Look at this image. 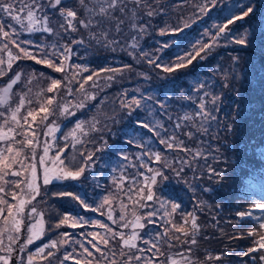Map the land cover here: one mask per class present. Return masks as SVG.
Instances as JSON below:
<instances>
[{"label":"snow or ice","instance_id":"obj_1","mask_svg":"<svg viewBox=\"0 0 264 264\" xmlns=\"http://www.w3.org/2000/svg\"><path fill=\"white\" fill-rule=\"evenodd\" d=\"M188 4L189 0H0V78L8 77L13 72V64L24 58L63 73L60 79L47 77L49 83L46 88H40L33 95H30L32 88L29 85L37 78L35 73L30 74L24 83V91H14V86L22 82L21 71L14 72L7 83L0 84V264H15L14 257L18 264H57V261L58 264H66L69 260L74 264H101V258L107 264H204L193 256V246L197 244L201 232L197 213H203L205 208L211 211L213 206L198 197L202 192L212 191L211 187L202 186L201 181L205 177L214 184L224 181L226 169L214 166L225 162L223 154L219 145L209 143V140H218V135L211 136L209 130L213 124L220 123L216 114L221 110L223 93L214 91V83L197 80L193 94L183 97L193 102L191 109L174 120L169 105L146 95L139 88L136 89L139 96H129L127 90L117 93L110 101L111 107L107 95L96 102L100 93L117 79V73L131 71L132 65L102 68L81 75V71L89 72V69L79 64H66L77 54L73 46L86 43L84 37L78 35L86 32L89 47L99 46L113 52L117 49L127 51L137 62L143 59L152 68L162 69L166 75L161 79L167 80L171 74L192 65L194 61L205 59L218 47L234 43L251 48L257 44L259 37L264 36V16L239 33L234 30L238 22L254 15L252 0L247 3L244 0H233L232 3L229 0H192L193 11L187 16L181 15L175 25L170 24V12ZM215 10H219L220 15L211 28H205L200 39L189 44L184 51L181 48L184 31ZM156 18H163L159 34H171L175 39L160 44L156 54L147 53L141 50L140 41L153 27L151 22ZM129 32L132 33L130 37ZM23 33H40L44 39L40 43L31 39L21 40ZM49 37L52 38L50 42ZM13 47L17 52H13ZM172 47L176 48L174 58L165 61L161 54ZM100 72L111 75L105 76L102 83ZM139 75L148 78L146 73ZM39 78H44V74L41 73ZM244 79L246 75L239 66V56H235L232 65L224 71L223 87L228 88L233 82L242 83ZM14 97L18 98L15 104ZM236 108L237 112L242 109L239 99ZM87 112H92V115L86 119L76 118L78 113L84 115ZM158 115L167 116L169 127H165L166 122L157 118ZM72 120V127L63 131L62 128L67 127L66 122ZM120 120L131 121L133 126V135L126 133L125 143L134 144L143 151L135 154V162L132 161V154L122 148L116 147L112 151V155L119 158L117 166L111 168L113 173L119 172L118 176H111L114 191L105 188L106 194L99 197L100 202L95 208L86 197L77 193L62 191L52 195L70 197L83 209L91 208L92 211L108 206L107 218L122 229L131 225L132 231L126 234L100 220H84V224L99 225L111 234L110 237L95 232L81 233L87 246L75 241L80 251L64 249L61 257L62 246L69 242L63 239L69 236L64 232L60 234V239L49 240L34 251H28V245L45 235V210L37 205L46 203L44 198L48 195V185L73 181L82 186V181L90 180L95 188L104 187L99 182L103 172L97 173V169L107 166L103 154L115 146L108 144L106 136L112 134L111 125ZM226 127L231 131L234 125L227 124ZM140 128L151 133L148 141L154 138L162 147L153 148L149 142L142 143L144 138L139 135ZM57 132L61 133L59 137ZM191 142H195L196 146L191 147ZM259 154L264 157V146ZM129 167L136 169L130 176L127 174ZM171 179L183 183L191 193L194 202L192 210H186L181 203L164 194V185ZM126 180L129 183L125 190ZM124 197H127L131 207L124 202ZM114 200H119V221L114 220L112 215ZM220 207L215 205L216 209ZM252 209L264 210V195L254 201L248 210L235 213L241 220H259L258 228L229 239L257 237L251 247L236 255L249 257L252 264H257V259L259 264H264V254L258 258L253 255L264 252V217H255ZM129 213L133 219L126 221ZM69 219L74 221L71 227L83 226L80 223L83 217H70L65 213L56 224L49 225V231L68 224ZM212 219L215 220V216ZM25 232L27 235L23 242L17 243ZM162 245L179 251L166 253ZM20 253H25L26 259ZM226 255L227 252L215 256L208 253L205 260L220 261Z\"/></svg>","mask_w":264,"mask_h":264},{"label":"rangeland","instance_id":"obj_2","mask_svg":"<svg viewBox=\"0 0 264 264\" xmlns=\"http://www.w3.org/2000/svg\"><path fill=\"white\" fill-rule=\"evenodd\" d=\"M178 2V0H175ZM192 0H189V4L187 7H183L170 12V16L168 17V22L172 25H175L179 20L181 15L187 16L189 13L193 11L191 6ZM233 0H229V3H232ZM245 3L248 0H244ZM252 3L255 5V13L254 15L246 18L242 22H238L234 26V30L239 33L243 30V28L248 25L255 24L261 16H264V0H252ZM226 14V13H225ZM220 15L219 10L212 11L210 16L205 17L202 20L197 21L191 28L186 29L181 37L183 43L181 44V48L184 51H187L189 44H194L197 40L200 39V35L205 28H211L213 21ZM152 28H149L148 34H146L143 39L140 41L141 50L147 53L156 54V50L160 44L168 42L170 40L175 39V37L171 34L161 36L159 34V28L163 27V18H156L152 20ZM55 26V25H53ZM125 31L127 32V26H125ZM78 35H82L86 41L84 45L81 46H73L76 50L77 54L71 57L70 61H67L66 64H79L83 67H87L89 72H82L81 75H88L92 71H99L102 68H120L124 64L132 65L131 71H124L122 74L117 73V79L111 82V86L104 89L103 92L100 93L96 102L99 101L104 95H107L109 98L108 104L111 107L110 101L116 97L117 93L122 92L123 90H127L129 96L136 95L139 96L140 93L136 92V89L139 88L141 92H144L146 95H152L155 98L163 101L165 104L169 105V110L175 120L178 116L183 115L185 110H190L193 102L184 99L183 97L192 95V89L196 87L197 80H208L210 84L214 83L215 88L214 91L216 93H223L222 96V104L221 110L217 113V117L219 120V125L213 124L210 128V135L217 136V141L209 140V143L213 145H219L220 151L223 154L224 163L214 164L213 161L209 160V163H213L218 169L223 168L227 170L231 169L233 171L234 166L232 163L237 159L243 158L241 153L239 152L240 144L231 145L227 139H231L227 137V132L230 134L233 132L239 131L240 127L243 126L242 122H246L248 124V119L252 120L251 125L254 126L255 123L260 119L261 113L250 108L253 100L256 97L264 98V36H261L257 40V44L251 48H244L236 44H229L227 46H221L214 49L210 55H208L203 60L194 61L192 65L184 69H180L176 71L174 74H171L169 79L163 80L162 76L166 75L163 73L162 69H154L143 59L140 62L134 60L131 56L128 55L127 51H121L117 49L115 52L111 50L104 49L99 46L89 47L87 44L88 36L86 32H82ZM132 33L129 32V37ZM21 40L31 39L37 43L42 42L44 37L40 33H23L21 35ZM52 38H48L49 42ZM159 42V43H158ZM87 49V50H86ZM13 52H17V50L13 47ZM176 52V48H168L161 55L165 61H170L174 58V53ZM22 55V54H21ZM235 56H239V66L243 70V73L246 75V79L243 80L242 83H231L228 88L223 87V74L224 71L227 70L232 65V59ZM219 67V71L217 68ZM21 71L22 72V82L16 86H14V91H24V83L27 82L29 75L32 73L36 74V79H33L31 85L29 87L32 88V93L30 95L35 94L39 91L40 88H46L49 80L47 77H53L60 79L63 76V73L55 72L53 69L48 68L47 65L37 64L35 61L24 58L19 61H16L13 64V72L9 73L8 77L0 78V84L7 83V80L14 75V72ZM73 71H77L73 69ZM44 74V78H39L40 74ZM139 73H146L147 79L143 76H140ZM107 75H111V73L100 72L101 82L103 83V78ZM95 79V78H94ZM239 90V91H237ZM95 91V90H93ZM249 98V99H248ZM18 98H13V104H15ZM238 99L242 102L241 111L237 112L236 104ZM95 103V102H94ZM35 106V105H34ZM260 109H258L259 111ZM92 115V112H87L84 115L80 113L77 114L76 118H87V116ZM135 115H142L141 113H136ZM135 115L133 119L135 118ZM157 118L163 119L165 123V127H169L167 123V116H159ZM246 118V120L244 119ZM259 118V119H258ZM67 127H63V131H67L68 128L72 127L71 122H66ZM227 124H233V130L229 131L226 127ZM241 124V126H240ZM131 121L120 120L119 123L111 125V133L106 136L107 142L109 145L115 146L111 151L103 154L104 164L100 168L97 169V173L103 172V176L100 178V183L104 186L102 188H95L94 184L90 180L82 181V186L78 182L66 181V182H53L52 184L47 186L48 195L44 198L46 203L42 202L37 205V207L41 210H45L44 221H45V235L38 240H35L32 245H28V251H34L36 247L41 246L43 243H47L49 240H57L60 239V234L67 232L69 233L68 237H63V239H67L69 242L67 245L62 246V250L60 252V256L63 255V250L71 252L73 249H77L80 251L79 244L75 243V241H79L86 244L85 236H82L81 233H99L101 236L107 235L110 237V233H106L105 229L99 227V225H94L92 223L84 224L83 221H93L100 220L103 223H106L114 230L124 231L126 234L132 231L131 225L127 229H122L118 224H113L112 220L107 218L108 206H105L102 209L97 211H92L90 209H83L79 206L78 202L74 201L70 197H56L53 196V193L58 192H73L80 194L82 197L87 198V202L95 208L96 204L100 202L99 197L106 194L105 188L109 191H114V186L111 183L112 175H119V172L113 173L111 171L112 167H116L118 163V157L112 155V151L115 150L116 147L124 149L125 152L132 154V161H136L135 154L143 151L141 148L133 145H129L125 143L126 133L128 136H132L133 133L131 131ZM243 128V127H242ZM247 130L249 128L247 127ZM139 135L144 138L143 142H149L152 144L153 148H161L155 139L152 141H148V137L151 135L146 129L140 128L138 130ZM56 135L59 137L61 135L60 132H57ZM182 139L184 137H181ZM42 139H48L47 137H42ZM208 139V137H205ZM237 140H243L241 134L238 135ZM191 147H195V142H191ZM39 151V149H38ZM259 153V150L256 151L255 155ZM52 153H49V157H51ZM181 155H183L181 153ZM125 165L127 162H124ZM230 166V168H229ZM136 171L134 168H128L127 174L130 176ZM224 172V178L229 182H231L230 176L227 177ZM23 178V177H22ZM142 179V178H140ZM39 182V181H38ZM128 181H124L125 190L128 187ZM203 187H211L212 191L210 192H202L199 194V199H203L208 201L209 204L212 205L214 199H217V195L215 192L220 189L222 184H214L213 182L207 180L205 177L204 180L201 181ZM229 185H226V189L228 190ZM253 191L255 196L258 195L257 200L261 195H264V181L263 182H255ZM163 192L166 196L174 199L175 201L182 204V207L186 210H192V206L194 202L191 199V193L186 190L185 185L183 183L177 182L175 179H171L166 182L163 188ZM124 202L131 207V204L128 202L127 197L123 198ZM35 203V202H34ZM221 206L219 209L224 208ZM111 207L113 208V219L119 221V216L121 214L119 207V200L112 201ZM27 211V209H26ZM258 212H263L259 210ZM65 213H68L69 216H78L83 217V220L80 221L83 226H77L76 228L71 227V224L74 222L69 219V223L62 225L59 229L49 231V225L56 224L59 219L63 217ZM103 213V214H102ZM199 219L198 223L201 225V232L198 237L197 244L194 247V258H198L199 261H204V264H252V261L249 257L245 259L242 255H236L237 252H242L247 249L243 243L248 241L251 246V243L248 237L245 238H233L229 239V237H236L238 233H244V230L241 228L242 223L241 220H233L228 213L225 215L226 219L231 220V226H226L225 229L221 226L220 223H214L210 220L213 216H215V221L219 220L216 217V213L212 207V210L205 208L203 213H197ZM257 217H264V212L258 214ZM239 218V217H235ZM133 217L129 213L126 216V221H131ZM156 219H159L157 217ZM237 221H240L238 225ZM28 221L25 219V223ZM34 222V221H33ZM143 222V221H142ZM123 223V222H120ZM163 223V221H161ZM216 225V226H214ZM151 228V226H149ZM222 230V231H221ZM23 231V229H22ZM225 231L228 232L227 235L224 236ZM245 233H247L245 231ZM27 233H24V236L21 237V240L17 243H22ZM257 238V237H256ZM88 239H92V237H88ZM118 239V238H117ZM5 244L8 243L5 237ZM99 243V239L96 240ZM141 247H145L140 241H137ZM225 245V250L223 252H227L228 255L223 257L220 261H206L205 256L208 253H211L213 256L219 254L221 250V245ZM103 247V245H100ZM117 250L119 249V245H116ZM162 250L166 253L176 252L179 249H171L169 250L166 246H161ZM106 254L107 250H106ZM19 255L24 256L26 259L25 253H20ZM99 256V254H96ZM257 258L259 255H256ZM162 259V258H159ZM18 264V261L17 263ZM58 264V261H57ZM66 264H74L73 261L69 260ZM101 264H107L106 261L101 258ZM257 264L259 261L257 259Z\"/></svg>","mask_w":264,"mask_h":264},{"label":"trees","instance_id":"obj_3","mask_svg":"<svg viewBox=\"0 0 264 264\" xmlns=\"http://www.w3.org/2000/svg\"><path fill=\"white\" fill-rule=\"evenodd\" d=\"M249 99V98H248ZM250 108L253 110L260 112L261 116L257 123L251 125L252 120L244 118L246 121H248V124L246 122H242L243 126L240 124V129L237 132L229 133L227 132V137L231 139H227L225 141H228L231 145L240 144L239 152L243 156V158L239 159L237 158L232 165L234 166L233 171L231 169L227 170L226 175L230 179L231 182H229L224 178V181L220 187L215 192L217 195V199L213 201L212 206L216 213V217L219 219L217 221L210 220L211 222L220 223L221 226L225 229L226 226H231L232 222L229 219L225 218V215L228 213L230 217L233 220H241L240 218L235 215L238 211H245L248 210L251 206V204L257 200V196H255V193L253 191L254 183L255 182H263L264 181V163H262V160H264V157H261V155L257 152V155H255L256 151L260 150L262 146H264V98L263 97H256L253 100V103L251 104ZM258 109H260L258 111ZM243 127V128H242ZM247 127L249 130H247ZM241 134V137L243 140H237L238 135ZM241 141V142H240ZM230 168V166H229ZM226 185H229L228 190L225 188ZM221 204L224 208L216 209V204ZM253 215L255 217L258 216L259 212L257 209H252ZM259 220H253L250 218H244L241 220L240 223H242L241 228L247 232L248 230L252 228H258ZM240 226V224H235ZM228 232L225 231L224 236L227 235ZM249 241L252 246L253 239H256V237L249 238ZM249 242L245 241L243 245L245 247H251L248 245ZM247 247V248H248ZM225 250V245H221V250L218 252H223ZM264 254V252L261 253H254L253 255H259ZM245 259L247 257L243 256Z\"/></svg>","mask_w":264,"mask_h":264},{"label":"water","instance_id":"obj_4","mask_svg":"<svg viewBox=\"0 0 264 264\" xmlns=\"http://www.w3.org/2000/svg\"><path fill=\"white\" fill-rule=\"evenodd\" d=\"M14 262H15V264L17 263V261H15V257H14Z\"/></svg>","mask_w":264,"mask_h":264}]
</instances>
